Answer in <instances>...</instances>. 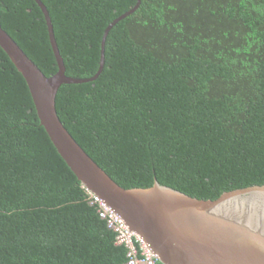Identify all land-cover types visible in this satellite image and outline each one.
<instances>
[{
    "label": "trees",
    "instance_id": "obj_1",
    "mask_svg": "<svg viewBox=\"0 0 264 264\" xmlns=\"http://www.w3.org/2000/svg\"><path fill=\"white\" fill-rule=\"evenodd\" d=\"M41 1L76 78L96 74L105 28L137 2ZM0 26L46 76L57 71L34 0H0ZM55 107L123 188L157 181L213 200L264 185V0H141L109 31L98 77L62 84ZM116 237L0 47V264H127Z\"/></svg>",
    "mask_w": 264,
    "mask_h": 264
},
{
    "label": "water",
    "instance_id": "obj_2",
    "mask_svg": "<svg viewBox=\"0 0 264 264\" xmlns=\"http://www.w3.org/2000/svg\"><path fill=\"white\" fill-rule=\"evenodd\" d=\"M34 1L46 21L57 71L46 76L1 26L0 47L24 78L40 125L82 186L116 213L160 264H264V185L227 191L213 200L189 196L157 181L147 188H123L84 151L57 115L59 87L98 77L109 31L141 0L105 28L99 68L90 78L65 73L49 12L41 0Z\"/></svg>",
    "mask_w": 264,
    "mask_h": 264
},
{
    "label": "built area",
    "instance_id": "obj_3",
    "mask_svg": "<svg viewBox=\"0 0 264 264\" xmlns=\"http://www.w3.org/2000/svg\"><path fill=\"white\" fill-rule=\"evenodd\" d=\"M91 194V193H90ZM93 203L99 206L100 217L107 220L108 227L117 233V243L128 248L127 264H157V258L149 251L142 240L128 230L124 221L114 213L103 201L91 194Z\"/></svg>",
    "mask_w": 264,
    "mask_h": 264
}]
</instances>
